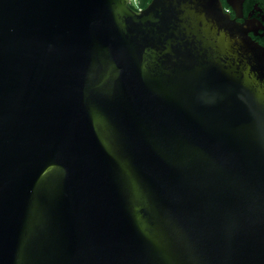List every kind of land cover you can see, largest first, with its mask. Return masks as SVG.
<instances>
[{"label":"water","instance_id":"water-1","mask_svg":"<svg viewBox=\"0 0 264 264\" xmlns=\"http://www.w3.org/2000/svg\"><path fill=\"white\" fill-rule=\"evenodd\" d=\"M252 24L221 0H0V264H264Z\"/></svg>","mask_w":264,"mask_h":264},{"label":"flooded vegetation","instance_id":"flooded-vegetation-1","mask_svg":"<svg viewBox=\"0 0 264 264\" xmlns=\"http://www.w3.org/2000/svg\"><path fill=\"white\" fill-rule=\"evenodd\" d=\"M251 8H246L247 0L243 2L242 14L240 17L236 16V13L232 7H230L226 0H221L223 9L226 13H229L232 19H235L238 23H253L249 29V35L254 40L257 37H264V0H249ZM256 20H259L258 23Z\"/></svg>","mask_w":264,"mask_h":264},{"label":"trees","instance_id":"trees-1","mask_svg":"<svg viewBox=\"0 0 264 264\" xmlns=\"http://www.w3.org/2000/svg\"><path fill=\"white\" fill-rule=\"evenodd\" d=\"M151 0H139V5H140V8L143 9L145 8L149 2ZM263 7H264V4H263ZM246 8L247 9H250L251 8V3L249 0H247V3H246ZM256 42H258L260 45L264 46V37H257L254 39Z\"/></svg>","mask_w":264,"mask_h":264},{"label":"built area","instance_id":"built-area-1","mask_svg":"<svg viewBox=\"0 0 264 264\" xmlns=\"http://www.w3.org/2000/svg\"><path fill=\"white\" fill-rule=\"evenodd\" d=\"M129 5L133 7L136 11H140V5H139V0H129Z\"/></svg>","mask_w":264,"mask_h":264}]
</instances>
